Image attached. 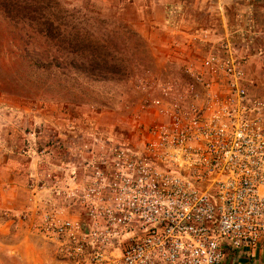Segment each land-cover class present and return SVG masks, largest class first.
Returning a JSON list of instances; mask_svg holds the SVG:
<instances>
[{
    "label": "rangeland",
    "instance_id": "374dc122",
    "mask_svg": "<svg viewBox=\"0 0 264 264\" xmlns=\"http://www.w3.org/2000/svg\"><path fill=\"white\" fill-rule=\"evenodd\" d=\"M223 19L257 40L262 82L264 0H0V264H70L44 224L84 213L73 192L105 150L143 147V104L197 84L195 40L227 37Z\"/></svg>",
    "mask_w": 264,
    "mask_h": 264
},
{
    "label": "built area",
    "instance_id": "2783aa9c",
    "mask_svg": "<svg viewBox=\"0 0 264 264\" xmlns=\"http://www.w3.org/2000/svg\"><path fill=\"white\" fill-rule=\"evenodd\" d=\"M195 41L197 84L143 104V147L105 150L73 192L84 213L44 224L70 264H225L264 249V80L250 74L263 52Z\"/></svg>",
    "mask_w": 264,
    "mask_h": 264
},
{
    "label": "crops",
    "instance_id": "0c3cea01",
    "mask_svg": "<svg viewBox=\"0 0 264 264\" xmlns=\"http://www.w3.org/2000/svg\"><path fill=\"white\" fill-rule=\"evenodd\" d=\"M185 21V19H182V21H181V24L183 23ZM222 21H224L223 22V24H222V27H224V35H226V36H229L230 37V39H233V40H236V38H235V36L234 35H232V31H230L229 30V27L227 26V20H225V19H223V20H220L219 22L221 23ZM253 21V20H252ZM205 22V24L207 25L208 24V22H209V20H207V21H204ZM180 24V21H179V25H181ZM187 24L189 25V24H192L193 26H194V24L195 23H192V21L191 20H188L187 21ZM203 24V23H202ZM250 24H252V23H250ZM196 25H198V24H196ZM200 25V24H199ZM217 25V24H216ZM218 26H220L221 27V25H217V27ZM196 27V26H195ZM196 28H198V26L196 27ZM238 43H241V44H244V43H256L257 44V40H236ZM255 261H251V260H249V259H247V258H241L240 259V262H238V264H250L251 262L253 263V264H264V249H262V250H259L258 252H256L255 253ZM229 259L230 260H232V264H233V262L235 261L234 260V258L233 257H229L227 260H226V262L227 261H229ZM251 261V262H250ZM225 262V264H228V262L226 263ZM230 263V262H229ZM234 264H236V262L234 263Z\"/></svg>",
    "mask_w": 264,
    "mask_h": 264
}]
</instances>
